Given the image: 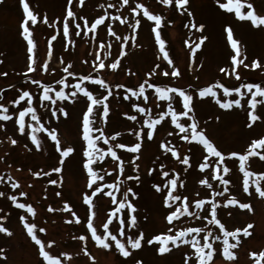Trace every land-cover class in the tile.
<instances>
[{
	"label": "rangeland",
	"instance_id": "1",
	"mask_svg": "<svg viewBox=\"0 0 264 264\" xmlns=\"http://www.w3.org/2000/svg\"><path fill=\"white\" fill-rule=\"evenodd\" d=\"M30 9L37 15V23L32 25L29 22L32 38L35 43L34 67L36 71L27 72L29 56L33 55L27 52V41L22 36L21 23L24 19L22 6L19 0H3L0 3V104L8 107V114L12 119L8 121L0 120V191L5 196L0 197V224L7 227L12 235L0 233V249L3 254L0 255V264H46L43 258L38 254V246L28 236L26 229L20 220L21 215H25L30 222L37 225V234L43 240H54L56 243L51 249H47L54 256L60 257L63 264H193L196 260L195 250L189 244L178 242V246L168 243L170 251L159 253V242L149 245L147 241L156 235H175L179 231L189 227H204L212 231L213 236L220 235L217 225L209 224L203 219L208 213L205 211L210 205L206 202L201 209H196L194 205L190 207L191 212L198 213L200 218L183 214L179 219L174 218L171 223L166 219L170 211L180 205L176 202L172 208L165 206L164 198L167 189L163 185L171 178L178 176L177 188L174 195L187 197L188 201L197 199L218 201L217 218L225 225L227 230L244 229L248 224L253 227L249 229L251 236H243L239 233V244L236 248L230 249L236 253V259L229 261L222 254V239L219 241L211 240L213 248L216 250L209 264H256L257 259L260 264H264V258L259 257V253L264 251V198L259 197L254 186L250 184L251 195L243 191V174L239 170L238 158H227L225 163L231 171L225 176L230 180L228 185H223L218 180H213L211 168L201 171L198 167L203 162V157L207 155L198 142H186L179 137V130L171 124V117L166 116L164 120L156 125L153 138H147V127L144 124L145 113H139L133 104L144 107L153 119L159 118L161 112L167 111V102L158 99L155 88L145 86V95L143 97H132L127 92L128 88L138 91L139 84L144 81L155 84L157 87H178L193 95L192 105L194 108L195 122L199 129H203L207 137L223 153L238 152L241 154L249 151V145L253 140L264 137V103L257 105L255 114L261 117L260 120L251 122L248 113L251 111L248 101L251 94L244 89V83L260 84L264 87V26L254 27L250 21H240L234 13H228L222 9L220 3H226L227 0H188L183 9H177L173 5H163L159 0H129L125 5L123 0H84L83 5L80 0H72L69 5L68 0H28ZM137 3H142L153 14L162 17V27L160 29L162 38L166 41V50L169 57L173 60V66L179 68L182 75L173 78L170 75L164 76L163 72H171L170 66L163 59V54L159 51V45L156 44L154 33L151 31L154 22L143 17V9L138 13H133L131 9ZM247 3L253 5L257 15L264 16V0H245V7L242 11L247 12ZM109 5H113L109 7ZM71 7L76 14L75 19L67 18L69 24V36L63 35V24L66 18L67 9ZM191 13V16L188 13ZM105 16L102 24L98 25L93 31L90 29L91 23ZM121 19L127 18L125 23H120L115 17ZM45 17L47 23H44ZM84 17L89 24V28L84 27ZM141 21L138 28L133 30L131 25L135 20ZM79 23L81 28L78 30L75 24ZM195 23L197 26L203 24L202 31H197L191 27H185ZM231 26L234 38L238 40V47L241 50L243 63L235 67L239 73L240 79L237 80L235 74L225 75L220 71L223 67L232 72L231 57L235 54L226 39L225 27ZM111 27L117 36L127 37V43L123 39L117 40L111 36L108 28ZM80 31V35L76 32ZM87 33V35H85ZM56 36L52 40V36ZM201 36H206L200 49L196 51L193 57L190 48L185 41L194 46ZM132 37H135L133 42ZM103 43L104 47H100ZM108 45H111L109 48ZM123 45V47H122ZM123 51L124 55L119 53ZM97 55L103 59L106 65H110L119 57L120 63L117 69L106 67L105 69L94 72V63ZM253 61H259L260 67H251ZM47 65V71L42 70V65ZM71 65L70 71L77 73L76 77H69L63 69ZM247 64L248 67L244 65ZM159 65V68L156 67ZM153 75H149L153 72ZM80 75H91L105 80L111 90L90 81H85L83 86L93 92L97 98L107 96L106 103L109 107V113L103 120L100 118L103 108L101 105L94 106L93 118L94 127L103 129L105 136L109 138V145L124 143L133 145L136 142L141 143V149L138 153H131L126 149H114L124 161L123 174L118 170L113 171L117 162L110 156H106L104 162L97 165L100 175L105 177L103 184L112 183L115 177L119 176L121 184L117 199L126 188L131 187L137 194L135 197L129 194V201L135 206L133 213L136 218V226L128 228L123 225L124 237H118L126 242L128 236L138 235L143 232V240L139 249H131L126 244V249L130 252L128 257H124L115 248L114 244L109 250L99 247L91 239L90 233L86 228V205L83 203V196L90 193L91 189L86 187V170L82 168L83 145L81 139V121L83 112L89 103L81 93L77 94L75 102L60 101L53 106L48 101L42 99V89L31 83V79H38L42 84L49 85L56 90L63 88L65 92L70 93L74 90L73 85L78 82ZM31 78V79H29ZM64 79L65 85L57 82ZM221 83L228 88H241L243 95L233 92L225 96L222 89L217 91V97L211 96L200 98L198 92L200 89L212 86L215 83ZM117 85H124V88H118ZM11 86V87H10ZM23 90L32 93V107L36 109L40 119L39 125L31 120V116L26 115V133L21 134L18 131V114L27 102L21 101L15 105L10 103L18 98ZM55 98V93H50ZM125 95L128 96L125 99ZM173 96V107L179 112L182 110V102L176 94ZM217 98L221 102L232 99H241V106L233 105L230 109H222L216 102ZM264 101V97H257ZM64 107L68 113L64 117L59 112L57 117L51 116L53 107ZM136 115L137 119L132 121L128 116ZM180 122L190 124L186 117H180ZM252 124L249 127V124ZM49 130L55 129L62 147L71 146L75 152L64 160L62 172L53 173L51 169L58 167V152L55 150L54 142L44 131H37L40 147H37L31 141L32 128L40 127ZM141 132L138 140L136 132ZM116 132L120 133L116 141L111 140V136ZM172 133L171 136L168 133ZM95 134V133H94ZM15 139L16 144L11 140ZM175 148L180 158L190 157V167L180 163V160L171 156L166 147ZM103 141L99 146L107 148ZM257 153L264 154V148L257 147ZM138 157V159L136 158ZM214 158L209 159L212 164ZM164 164L163 171L169 172V177H163L158 174L161 172L160 164ZM246 169L255 173H264V159L260 155H252L246 161ZM41 173L35 176L33 173ZM49 173V175H43ZM108 173V174H106ZM132 177V179H127ZM136 177L139 179L137 180ZM50 179L58 180L56 185L48 183ZM207 179L213 185L208 189L201 185L199 181ZM183 182V186H180ZM17 183V188H12V184ZM160 184L162 190L157 192L154 185ZM264 186V182H262ZM227 187L228 191L224 192ZM107 190V189H106ZM26 193L25 196L19 194ZM59 192L61 195L57 196ZM223 193V195L213 196L212 193ZM17 197V203L31 204L35 209V216L26 212V209H19L16 204L10 200V196ZM235 198L240 203H249L252 211L241 209L239 204L227 205L228 199ZM97 216L94 217V226L98 229V234L102 231L100 225L111 215L116 207L110 203V198L97 194L94 197ZM67 203L72 211H75L80 217V223H76L71 217V213L63 211ZM49 207L53 211H49ZM123 215L127 216V209L122 210ZM121 213H117V216ZM73 220L68 223V220ZM210 219V217H209ZM117 224L116 217H112L110 230ZM44 227L45 233H39L38 228ZM172 228L169 233L168 229ZM202 232L200 236L206 234ZM80 235H87V243L81 242ZM230 243L234 242L229 238ZM85 247L88 255L85 254ZM207 251V250H205ZM61 253H68V256L61 257ZM257 253L253 257L250 254Z\"/></svg>",
	"mask_w": 264,
	"mask_h": 264
},
{
	"label": "snow or ice",
	"instance_id": "2",
	"mask_svg": "<svg viewBox=\"0 0 264 264\" xmlns=\"http://www.w3.org/2000/svg\"><path fill=\"white\" fill-rule=\"evenodd\" d=\"M23 14L24 19L21 23L22 28V36L27 41V52L33 55L29 56V64L27 66V72L31 73L36 71V68L34 67L36 61L34 59V48L35 43L32 38V32L30 31L29 22H31L32 25H35L37 23V15L30 9V4L28 0H19ZM159 2L163 5H173L175 3V7L177 9H183L184 6L188 3V0H159ZM219 2V0H218ZM0 3H3V0H0ZM69 5H71L72 0H68ZM84 0H80V4L83 5ZM123 3L127 5L129 3V0H123ZM113 5H109V7H112ZM222 9L226 10L228 13H234L235 16L240 21H250L251 25L254 27H262L264 26V16L257 15L255 10L253 9V5L251 3H247V9L248 11H242V9L245 7V0H227L226 3H220L219 5ZM140 9H143V17H146L147 20L154 22V26L152 27L151 31L154 33V38L156 44L159 45V51L163 54V59L167 61V63L172 66L171 72L165 71L163 72L164 76H171L173 78L180 77L182 75L179 68L173 66V60L169 57V52L166 50V41L162 38L161 35V27H162V17L158 14H153L150 12L147 7H145L142 3H137L135 7L131 9L133 13H138ZM189 16H191V13H188ZM76 14L72 11L71 7L67 9L66 12V18L65 22L63 24V35L65 37L69 36V24L67 22V18H73L75 19ZM81 19L84 21V27L89 28L88 21L81 17ZM116 20L120 21V23H125L127 18L121 19L120 16L115 17ZM105 20V16H100L99 18L95 19L91 25L90 29L95 30L98 25L102 24ZM44 23H47V18L45 17ZM141 21L139 19L135 20V23L131 25L133 30L135 31L136 28L139 27ZM76 29H80L81 25L79 23L75 24ZM185 27H191L193 29H196L197 31H202L204 28V25L201 24L197 26L195 23H191L190 25H185ZM108 32L111 36L116 37L117 40L123 39V43H127L128 38L127 37H120L117 36L116 32L111 29V27L108 28ZM226 32V39L228 43L230 44L232 50L234 51V55L231 57V63H232V72H229L225 68H221L220 71L224 73L225 75H232L235 74V77L237 80L240 79L239 73L236 72L235 67L238 64H242L243 60L238 59V57L241 56V50L238 47V40L234 38L233 29L231 26L225 27ZM80 31L76 32V35H80ZM87 35V33H85ZM52 40L56 39V36L51 37ZM133 42L135 41V37H132ZM207 39L206 36H201L199 38L198 42L194 43V46H192L189 41H185V44L189 46L190 52L192 56L194 57L196 54V51L201 48L204 41ZM100 47H104L103 43L100 45ZM110 48L111 45H108ZM123 47V45H122ZM123 51L119 53L120 56L124 55ZM96 60L98 62L94 63L93 71H99L102 69H105L106 67H109L111 69H117L120 60L119 57L114 60L110 65H106L103 59H100L99 55H97ZM245 67H248L247 64L244 65ZM259 61H253L251 67L258 68L260 67ZM43 71H47V65L44 64L41 66ZM157 68H159V65H156ZM71 65L69 64L66 66L63 71L67 73L69 77H76L77 73L70 71ZM153 72H150L149 75H153ZM0 75H7V73H0ZM31 79V78H29ZM85 81H90L96 85H100L106 90H108V95H111V90L109 86L106 84L105 80L99 77H92L91 75H80L78 77V82L73 85L74 90L70 93L65 92L63 88H60L59 90L54 89L53 87L49 85L42 84V82L38 79H31V83L39 86L42 89V99L43 101L50 102L53 106L56 105L58 98L60 101H72L75 102V98L77 97L78 93H81L84 97H86L87 103L86 110L83 112L82 115V121H81V139L83 142V147L81 150L82 154V168L86 170V187L88 189H91L90 193H86L83 196V203L87 206L86 212H87V218H86V228L88 232L90 233L91 239L95 242V244L99 247H102L105 250H109L113 244L115 248L119 251L120 254H122L124 257H128L130 255V252L126 249V244L131 247V249H139L141 247V241L143 240V232H140L138 235H135V238L133 236H128L126 238V242L122 241L118 237H124L125 232L123 231V225L127 224L128 228H134L136 226L137 218L133 214L136 209L135 206L129 201L128 197L129 194L131 196L135 197L137 194L133 191L131 187L126 188L125 191L121 194V198L117 199V192H119L121 184L123 183L120 181V177H115L114 182L103 184L100 183L104 181L105 177L103 175H100V169L97 167L98 164L104 162L106 156H110L111 159L116 163L115 168L113 171L118 170L119 173L123 174L124 168V161L123 159L117 154V151L114 149H126L127 151L131 153H138L141 149V143L136 142L133 145H126L124 143H116L114 146L109 145V138L105 136V133L103 129L99 127H94L95 120L93 118L94 114V106L101 105L103 108L102 114H100V118L103 120L108 116L109 113V107L106 103L107 96H102L101 98H97L93 95V92L90 91L88 88L84 87L83 84ZM58 84L65 85L66 82L64 79H61L57 82ZM147 85L148 88H155V93L157 94V97L161 101L167 102V111L161 112L159 115V118L153 119L150 114L147 113L146 109L144 107H140L137 104H133L132 107L135 108L139 113H145L146 119L144 120V124L146 125L148 131L146 133L147 138L151 140L154 135L155 127L156 125L160 124L166 116L171 117V124L175 126L176 129L179 130L180 139L186 142H198L200 146H202L203 150L206 151L207 155L203 157V162L198 165L199 169L201 171H204L205 169L211 168V176L213 180L220 181L223 185H228L230 183V180L225 178V176L231 171V169L227 166L225 163L226 157L227 158H238L239 161V170L243 174V191L249 195L252 193L250 192V184L254 186L255 193L261 197L264 198V186H262V182H264V173H255L252 171H249L246 169V161L249 159L252 155H260L261 159H264V154L257 153L255 149L257 147L264 148V137H261L259 139H255L252 141V143L249 145V151H247L244 154L232 151L228 153H223L221 150L218 149L217 146L210 140V138L207 137L206 133L203 129L198 128V124L195 122V116H194V108L192 105L193 95L189 92H186L185 90L178 88V87H157L155 84L148 83V81H144L143 83L139 84L138 91L133 90L132 88H128L127 92L131 93L132 97H143L145 101H147L148 97L145 95V86ZM11 87V86H10ZM118 88H124V85H117ZM244 89H247V92L251 94V99L248 101V104L250 106L251 111L248 113V118L251 122H255L257 120H260L261 117L257 114H255V109L258 104L264 103V101L258 100L257 97H264V87H262L260 84H254V83H244L242 85ZM214 89H222L225 96L231 95L233 92H235L238 95H243L241 93V88H228L225 87L223 84L217 82L213 84L212 86L204 87L199 90L198 95L200 98H205L208 96H211L213 98L217 97V91ZM55 93V98L50 95V93ZM170 94H176L179 98L178 102H182V110L177 111L173 107V96ZM128 96L125 95V99H127ZM27 102V107H24L22 110L19 111L18 114V131L21 134L26 133V121L25 117L26 115L31 116V120L36 122L39 125L40 119L42 117H38L36 113V109L33 108L31 105L33 103V97L32 93L28 90H23L22 93L18 96L17 99L10 101V103L18 105L21 101ZM216 102L219 104V106L222 109H230L233 107V105L240 107L241 106V99H232L228 100L226 102H221L219 98H217ZM8 107L4 104H0V120L2 121H8L12 119V117L8 114ZM62 114L64 117L68 116V113L64 107H53L51 109V116L57 117V113ZM180 117H186L188 121H192V123L187 124L180 122ZM58 118V117H57ZM128 119L135 121L137 119L136 115H130L128 116ZM2 126V125H0ZM249 127L252 126L250 123L248 125ZM37 131H44L47 133V136L51 139V141L54 142L55 150L58 152V167H54L51 169V172L53 173H60L62 172V165L64 164V160L68 157H70L71 154L75 152V149L71 146L62 147L61 142L58 138L57 132L55 129H47L43 128L41 125L40 127H33L32 128V135H31V141L32 143L39 149L40 143L35 135ZM95 133V134H94ZM136 136L138 140L141 137V132L137 131ZM169 136L172 135V133H168ZM120 136L119 132H116L114 135L111 136L112 141H116L117 137ZM103 141L105 145H109L106 149L99 146V142ZM12 144H16L17 141L15 139L11 140ZM161 147H166L167 151L171 153V156L180 160V163L183 165H187L190 167V157L184 156L182 159L180 158L179 153L175 150V148L167 147L163 143L161 144ZM138 159V157H136ZM214 158V161L212 164L209 163V159ZM164 164H160L161 172L158 173L162 175L163 177H169L168 171H163ZM108 174V173H106ZM35 176H40L41 173H33ZM43 175H49V173H43ZM127 179H132V177H127ZM138 180L139 178L136 177ZM48 183L52 185H56L58 183V180L56 179H50ZM201 185H205L208 189H212L213 185L208 182L207 179H201L199 181ZM178 184V176L173 177L169 179L164 185L163 188L167 189L165 198H164V204L165 206L169 207L170 209L172 206L180 201V205L178 207H175L174 210L170 211V213L167 215L166 219L169 223L173 221L174 218L179 219L180 215L187 214L190 216H195L196 218H200L198 213L191 212L190 207L194 205L196 209H201L203 206H205L206 202L210 205V207L206 208L205 211L208 213L207 215L203 216L204 220H207L209 224L217 225L219 228V231L222 233V237L220 235L213 236L212 231L210 229H207V225L204 227H189L186 229H183L176 233L175 235H156L152 239H149L147 243L149 245L153 244L154 242H159L160 247L158 249L159 253L163 254L168 251H170V248L167 246L169 242L173 246H178L179 243L183 244H189L191 247L195 250V256L196 260L193 262V264H209V261L212 259L214 252L216 251L213 248V244L210 242L211 240L219 241L222 239V254L224 257L232 261L236 259V253L233 251H230V249H234L239 244V233H243V236H251V232L249 229L253 227L252 224H248L244 229H235V230H227L225 228V225L221 222L220 219L217 218V207H218V201L216 200H207L197 199L195 201H188L187 197H181L180 195H174L173 192L177 188ZM180 186H183V182H180ZM18 184L13 183L12 188H17ZM157 192H160L162 190L161 185L157 184L154 185ZM107 189V190H106ZM224 192L228 191V188L225 187ZM97 194L101 196H107L110 198V203L113 205H116V207L112 210L111 215L106 218V221L103 222L100 227L102 231L98 234L97 227L94 226V217L97 216L96 211L94 210L96 208V202L94 201V197L97 196ZM20 196H25L26 193L21 192L19 194ZM57 196L61 195V193L57 192ZM213 196L216 195H223V193H212ZM5 196V193L3 191H0V197ZM10 200L16 204V206L19 209H26V212L28 214H31L33 217L35 216V209L32 207L31 204L26 203H17V197L15 195H12L9 197ZM233 204H239V207L241 209H247L249 211H252L251 205L249 203H240L239 201L235 200V198L228 199L226 202L227 205H233ZM127 209V216H125L122 213V210ZM63 211H67L71 213V217L75 219L76 223H80V217L77 216L75 211L71 210V207L65 203ZM49 211H53L51 207H49ZM117 213H121V215L117 216ZM112 217H116L117 224L113 227L112 230H110V224H112ZM210 217V219H209ZM5 219V217H0V220ZM20 220L23 224V227L26 229L28 236L31 238L32 241H34L35 245L38 246V254L40 257L43 258V261L46 262V264H63L62 259L60 257L54 256L50 253V251L46 250L51 249L52 246L56 243L54 240H43L40 238L37 234V225L34 222H30L29 219L26 218L25 215L20 216ZM68 223H72L73 220H68ZM203 236H200L202 232H205ZM169 233L172 232V228L168 229ZM39 233H45L46 229L44 227L38 228ZM0 233H5L9 236L12 235L11 231L0 224ZM229 238H232L234 242L230 243ZM74 239H79L81 242H84L86 245L88 236L87 235H80L79 237H74ZM207 250V251H205ZM85 254L88 255L87 248L84 249ZM3 254V250L0 249V255ZM68 253H61V257L68 256ZM251 256L255 257L257 256V253H251ZM259 257L264 258V251L259 253ZM136 264H141L140 261H137ZM185 264H187V257L185 258ZM256 264H260V260L257 259Z\"/></svg>",
	"mask_w": 264,
	"mask_h": 264
}]
</instances>
